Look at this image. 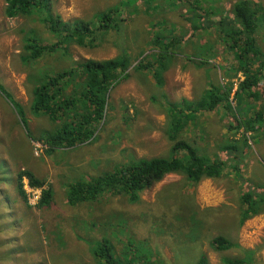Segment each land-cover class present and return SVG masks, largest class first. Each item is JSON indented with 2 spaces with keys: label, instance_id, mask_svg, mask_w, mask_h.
I'll list each match as a JSON object with an SVG mask.
<instances>
[{
  "label": "rangeland",
  "instance_id": "rangeland-1",
  "mask_svg": "<svg viewBox=\"0 0 264 264\" xmlns=\"http://www.w3.org/2000/svg\"><path fill=\"white\" fill-rule=\"evenodd\" d=\"M236 1L191 0L213 18L222 11L230 14ZM256 1L264 6V0ZM159 2L51 0L53 13L72 22L90 20L94 14L116 7L127 18L124 23L128 28L108 32L104 37L108 41L100 46L72 44L67 53L59 50L37 58L32 65L35 74L70 68L76 60L113 58L122 48L133 54L129 77L113 87L103 120L106 122H102L95 139L85 142L73 154L62 153L73 167V176L63 178L66 172L61 157L46 154L45 146L33 139L45 133L46 125L53 128L55 123L50 117L45 120L33 113L28 90L32 82L27 80L31 65L23 61L28 54L23 38L27 31L33 30L44 44L56 41V37L40 18L8 17L6 0H0V81L7 88L5 93L0 92V179L11 183L0 187L6 192L0 194L8 195L0 196V264H98L93 247L102 239L112 242L118 258L133 259L138 264H198L202 255L209 264H227L226 259L233 257L248 258L246 264H264V210L244 220L241 202L244 192H264V137L262 131L243 134L242 130L230 127L233 118L222 106L200 113L184 136L191 138L202 152L212 157L218 153L228 159L220 146L229 141L240 143L246 135L249 145L240 171L230 159L220 177L193 183L181 174H168L135 201L113 190L104 191L94 202L73 205L67 201L65 183L81 181L86 170L97 176L137 158L170 155L171 143L165 133V98L199 99L210 84L219 88L226 85L233 87V114L247 118L264 108V79L260 76L256 85L260 99L236 97L238 85L244 79L245 63L215 31L199 32L197 36L202 43L208 37L211 39L201 64L196 58V63L181 56L171 58L163 74V86L157 84L153 70L133 67L139 57L145 62L154 61L152 41L158 33L184 39L191 35L187 26L174 28L171 24L179 20V14L187 12L188 3L166 0L164 6H158ZM161 9L168 19L162 18ZM114 42H118L120 49ZM257 42L264 52V19L259 22ZM263 59L251 58L252 72L262 68ZM22 165L52 189L51 202L48 199L41 205L42 188L31 187L28 179L22 181L25 194L19 192L17 178ZM14 187L19 193L13 191ZM13 193L17 194L15 199ZM219 235L240 247L217 250L211 243ZM240 248L253 249L254 253Z\"/></svg>",
  "mask_w": 264,
  "mask_h": 264
},
{
  "label": "trees",
  "instance_id": "trees-1",
  "mask_svg": "<svg viewBox=\"0 0 264 264\" xmlns=\"http://www.w3.org/2000/svg\"><path fill=\"white\" fill-rule=\"evenodd\" d=\"M158 1H160L158 6L165 5L166 0ZM182 2L188 3L187 12L179 14V20L171 24L174 28L187 26L191 32L190 37L184 39L158 33L156 39L152 41L155 45L154 61L145 62L138 55V62L133 67L137 70L144 67L153 70L157 84L163 86L165 82L163 74L168 69L171 58L181 56L188 61L193 60L194 63L198 60L201 64V60L206 58L211 39L209 41L208 37L206 42L202 43L197 36L199 32L215 31L245 63L244 79L238 85L236 97L260 99L261 93L256 89V85L260 82L259 76L264 79V59L260 64L262 68L255 72H252L250 60L252 57L264 58V52L257 42L259 22L264 19V6L256 0H238L234 2L230 14L222 11L213 18L209 12H204L191 0H176V3ZM120 10L110 7L94 14L90 20L76 19L72 22L64 20L60 14L53 13L51 0H6L5 13L8 17L40 18L44 27L56 37V41L44 44L33 30L27 31L26 37L23 36L24 50L28 53L23 56V61L27 66L31 65L29 72L31 75H27V80H30L32 85L28 86L27 83V86L32 98L33 113L41 115L45 120L50 117L55 123L53 128L47 127L39 138H33L45 145V152L48 155L56 149L74 147L95 139V135L106 122L103 120L107 115L113 87L123 78L129 77L133 54L124 48L120 49L118 42H114L120 50L113 58L76 60L70 68L37 74L32 67L35 64L34 60L59 50L67 53L72 44L92 47L104 44L108 41H104V37L110 32L118 33L124 27L128 28L124 23L127 18ZM165 12L161 9L160 13L164 20L168 19L165 18ZM181 20L183 22L180 23ZM249 54L253 56L250 57ZM5 90L7 88L0 81V92L5 93ZM232 90V86L223 85L219 88L210 84L199 99L183 97L179 101H171L165 98L163 103L167 119L165 133L171 143L170 155L137 158L108 174L71 183L68 186L69 203L77 205L81 202L97 201L107 190H113L135 201L140 198L143 191L162 181L168 174H181L193 183H199L204 178L220 177L230 159L235 161L236 170L240 171L247 157L249 137L246 135L240 143L229 141L220 146V149L229 156L228 159L222 158L218 153L216 156L220 157L217 158L202 152L191 138L184 136L185 131L196 121L200 113L213 111L222 106L233 118L230 127L242 130L243 134L262 131L264 137V108L247 118L233 114L230 101ZM25 177L33 187L42 188L41 205L48 199L51 202V188L46 187L45 182L37 179L30 171H21L18 174V190L21 194H25L22 185ZM257 192L259 191L249 190L241 196L244 220L264 210V192L263 194ZM211 244L222 251L240 247V244H235L222 235L216 236ZM242 250L245 253H254L253 249ZM93 253L98 264H138L133 259L118 258L112 242L108 239H102V243L93 247ZM226 262L246 264L249 261L245 257H233L226 259ZM198 264H209L207 257L202 255Z\"/></svg>",
  "mask_w": 264,
  "mask_h": 264
},
{
  "label": "crops",
  "instance_id": "crops-1",
  "mask_svg": "<svg viewBox=\"0 0 264 264\" xmlns=\"http://www.w3.org/2000/svg\"><path fill=\"white\" fill-rule=\"evenodd\" d=\"M47 127H48V126L46 125V126H45V129H46ZM42 129H43V128H42ZM30 141H31V139H30ZM85 144H86V143H82V144L76 145V146H74V147L56 149L55 152H53V153L50 154V155L55 154L56 157H57V156H60V157H61V160H62L61 165H62L64 171L66 172V173H65V176H64L63 178H70V177L73 176V167H72L71 163L68 161V158L62 156V153L66 152V153L73 154V153L75 152V150L79 149L82 145H85ZM88 144H90V143L88 142ZM45 153H46V152H45ZM46 154H47V153H46ZM89 157L93 158V156H91V155H90ZM8 165H9V164H8ZM10 166H12V164H10ZM1 168H3V167H2V166L0 167V177L2 176V170H1ZM8 168H9V166H8ZM25 169H26V166H25V165H22V166L20 167V170H21V171H25ZM26 171H28V170H26ZM105 173H106V172H104V173H102V174H100V175L95 176L94 174H89V173H87V170H86L85 173H83L80 177L82 178V180H91V179H93L94 177L101 176V175H103V174H105ZM15 177H16V175H14V176H13V179H12V184H13V185H15ZM37 179H38V178H37ZM39 180H40V179H39ZM7 183H8V184H11L10 182H8V181H6V180L0 179V187H5V186L7 185ZM45 184H46V183H45ZM70 184H71V183H65L64 186L66 187V192L68 191V186H69ZM51 190H52V189H51ZM13 191L18 192L16 187H14ZM0 192L6 193L3 189L0 190ZM18 193H19V192H18ZM66 194H67V193H66ZM0 196H1V197H2V196H6V197H8V195L2 194V193L0 194ZM16 197H17V194H16V193H13V199H15ZM9 198H10V196H9ZM52 200H53V193H52L51 201H52ZM67 201H68V200H67ZM68 203H69V201H68ZM83 203H88V202H81V203H78V204H83ZM16 204H18V203L16 202ZM69 204H70V203H69Z\"/></svg>",
  "mask_w": 264,
  "mask_h": 264
},
{
  "label": "built area",
  "instance_id": "built-area-1",
  "mask_svg": "<svg viewBox=\"0 0 264 264\" xmlns=\"http://www.w3.org/2000/svg\"><path fill=\"white\" fill-rule=\"evenodd\" d=\"M43 144V143H42ZM43 146H45V145H43ZM24 179L26 180L27 178L25 177V178H23V181H24ZM31 187H32V185H30ZM31 190H34V188H31Z\"/></svg>",
  "mask_w": 264,
  "mask_h": 264
},
{
  "label": "flooded vegetation",
  "instance_id": "flooded-vegetation-1",
  "mask_svg": "<svg viewBox=\"0 0 264 264\" xmlns=\"http://www.w3.org/2000/svg\"><path fill=\"white\" fill-rule=\"evenodd\" d=\"M44 130V129H43ZM37 141V140H36Z\"/></svg>",
  "mask_w": 264,
  "mask_h": 264
}]
</instances>
